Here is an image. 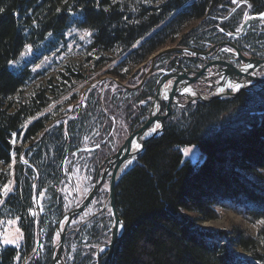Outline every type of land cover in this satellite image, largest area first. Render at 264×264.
<instances>
[{"label":"trees","instance_id":"trees-1","mask_svg":"<svg viewBox=\"0 0 264 264\" xmlns=\"http://www.w3.org/2000/svg\"><path fill=\"white\" fill-rule=\"evenodd\" d=\"M235 1L251 13H264V0ZM234 7V0H0V220H17L22 233L19 247L0 246V264L52 262L54 232L66 211L58 190L63 162L78 149L89 118L99 112L96 125L106 120L95 84L88 94L92 110L49 128L81 100L80 86L96 75L111 85L132 81L164 48L199 52L223 42L220 29L231 31L244 9L232 13ZM71 25L89 31L90 41L66 53L53 70L32 75L26 66L10 68L27 46L59 41ZM239 48L264 57V34L247 36ZM157 78L127 94L120 89L122 99L111 98L125 115H134L128 114L133 128L148 114ZM186 146H195L201 160H184ZM12 180L13 191L2 197ZM35 181L38 192L46 191L38 226L30 212ZM115 195L125 228L110 264H264V92L174 108L162 134L145 144L138 164L122 176ZM219 209L242 215L256 233L235 227L228 238L196 228L199 221L217 219ZM94 220L96 225L81 233L98 242L108 224L105 218L104 224ZM230 246L249 259H238ZM73 257L66 263H90L89 256Z\"/></svg>","mask_w":264,"mask_h":264},{"label":"rangeland","instance_id":"rangeland-1","mask_svg":"<svg viewBox=\"0 0 264 264\" xmlns=\"http://www.w3.org/2000/svg\"><path fill=\"white\" fill-rule=\"evenodd\" d=\"M234 4L239 5L240 3L235 1ZM90 38L91 35L89 31L79 29L76 25H71L64 32L63 38L59 41L51 39L47 43L41 44L39 47L36 48L27 46L23 50V52L17 57L16 60L10 62V68H12V70H19L22 67L26 66L30 69L32 75L38 72L47 73L53 70L58 65V63L66 56V53H69L74 49H79L82 45H86L90 41ZM171 54L172 53L162 54L160 56L155 57L154 61L152 60L148 61V63L140 70L139 74H137L132 79V81L124 82L122 84H118L117 82H114L115 85H111L108 79H105V77H102L101 75H96L93 78V80L90 81L88 84H83L80 86V94L82 97L81 100H79L73 105H69L66 109H64L61 112V115L57 118V121L49 125V128L60 122H62L65 125L69 120L78 117V115L82 112V110L84 111L88 109L92 110L91 103H89L91 100L89 101L90 98L88 94L89 92L91 94L92 92L91 89H93V87L96 84L95 89H97V93L99 94L100 106L105 109L104 113H106V117H105L106 120L104 121L103 124L99 126L96 125L95 122L99 123V118H100L99 112L96 117H92L91 119L89 118V121L87 123L89 124L88 127H86V130L81 133L80 145L78 149L76 148L74 150H71L69 155H67V157L63 162L64 163L63 175H62L63 177L60 181L59 188L61 194L64 197V203L66 205V213L72 210L73 208H75L84 199V197L88 194V192L92 189L97 170L98 171L100 170L98 169V165L105 159V158L103 159V156L105 154L108 155L107 158L112 156L123 144L126 137L131 132L136 130V128H133L136 127V125L131 124L129 120L128 114L131 113H126L125 115V111L120 109L116 105L117 103H111L112 96H116V98L119 99L121 98V96L120 94H118V91L122 90L123 93H126V91L128 92L131 90H139L140 88H142V86L149 79V77H153L157 75L159 63L163 62L164 59L167 57V55L169 57ZM192 56L196 57L195 55ZM164 64L165 62H163V65ZM187 64L193 65V62L192 63L187 62ZM155 92L156 89L154 93ZM199 95L203 97L206 94L199 93ZM195 96H196L195 92L191 93V98ZM105 97H108V101L106 104H105L106 101L104 100ZM129 97L128 99L130 100L128 101V105L129 106L131 105L132 108L131 111L137 112L138 111L137 104H133L134 98L131 99ZM124 99H126V97H123V100ZM186 102L188 103L189 101L187 100ZM190 102H189L190 104L182 108L184 109L191 104L197 103L196 101H190ZM138 105H140L139 102ZM164 109L165 108L163 104L161 113L164 111ZM148 114L144 122L146 121ZM133 116L134 115H132V117ZM170 117L168 118V120L170 119ZM106 124L108 125V127ZM104 127H107L109 129H104ZM100 148H102L101 151H99ZM181 152L184 160L188 159L192 162H196L201 160L202 158V155L199 153V150L195 146L183 147L181 149ZM110 173L111 172H109L107 176H110ZM244 173H246L248 176L251 177L254 176L247 172ZM13 186H14V182L12 180L11 184L7 186L10 189V191L5 193V191L3 190L2 197L6 196L9 192H11ZM107 195H108V182H105L104 186L101 188L96 198L93 199V201L90 203V206L87 208L84 214L81 215L74 222L73 226L78 227L79 224L84 222L82 220H84L86 217L90 216L91 214L95 213L98 209H102L104 206L107 207L106 211H104V213L107 214L106 212L109 211ZM1 202L2 199L0 198V204ZM32 215H34L35 220L38 219L39 216L38 207L35 208L34 212H32ZM188 215L194 216V214H190V213ZM218 215L219 216L215 220H211L207 222L199 221L196 228H198L200 231L205 232L206 234L221 233L228 238L232 237L233 229L235 227L241 228L242 230H245L250 234L256 233V227L248 219L244 218L242 215L238 214L237 212H234L231 209H225V210L219 209ZM107 216L110 217L109 214H107ZM107 224L109 227L110 221L107 220ZM258 226H260V224H258ZM71 227L72 226L70 225L69 229H71ZM17 229H19L17 220H13V219L0 220V246L9 245L14 247H19L22 243V233L20 229L19 232H17ZM103 235L98 242H95L94 240H88L89 245H87L81 243L85 240L84 236L80 237L81 235L76 236L67 233V236L65 238V244L63 247V252H62L63 253L62 260L64 264H67L66 260H70L71 262V260L74 258L73 257L74 254H78L81 258L89 256V259L87 260L90 262L89 264H102L101 262L103 261V259L105 260L104 256H106L105 254L103 255V253L105 252L104 246L107 244V242H109L110 233L104 231ZM67 238H69L70 241L69 244H66ZM4 239L13 240L15 241V243L5 244ZM58 239H59L58 234H56V239H55L56 241L53 247V253H55L56 251ZM100 241H102V243H100V245L98 246L97 243H99ZM230 248L231 250H233L235 256L238 259L241 260L249 259L248 256L239 248L233 246H230Z\"/></svg>","mask_w":264,"mask_h":264},{"label":"water","instance_id":"water-1","mask_svg":"<svg viewBox=\"0 0 264 264\" xmlns=\"http://www.w3.org/2000/svg\"><path fill=\"white\" fill-rule=\"evenodd\" d=\"M259 19H261L260 16H254L247 19L240 26L239 34H232L231 36L232 37L242 36L245 33L247 27H249V25L251 24V22ZM224 46L232 48L236 52L237 58L245 63H253L255 66L264 63V60L244 57L235 45L228 42L227 43L222 42L218 45H214L206 52H198L192 49H187L182 47H168L164 50L162 49L163 51L160 50L157 53H155L151 57V60L154 61L155 57L167 53H180L183 55H185V53H189L191 55H195L196 57L200 55L207 57L215 49ZM217 64L220 66L221 68L220 71L223 73V77H224L222 83L223 87L226 86L224 83L225 79H229V81L231 82L235 81L238 85H241L242 87L233 94H227L221 92L218 93L217 95L214 94L210 97L203 98L195 90L193 84L200 81L202 75L206 72L207 68ZM250 73H251V69L244 70L234 66L229 61H226L224 59H218L216 61L206 62L204 67L200 70H183L169 74L166 78H164L163 81L159 83L155 95L151 98L150 111L146 121L138 129L131 132L126 137L123 144L112 156L104 160L103 164L99 168L100 170L97 173V178L92 189L88 192L85 198L75 208H73L72 210H70L69 212L63 215L60 223L64 222V225L62 228L60 225L57 228L59 239L51 264H64L62 260V251H63L65 237L67 235V227L69 226L71 220L74 217L82 213L90 205V203L93 201L98 191L100 190V187L103 184L105 177L109 172H111L109 176V184H108V204L112 218V223H111L109 242L104 246L106 251V257L105 260L103 261V264H110L112 261L115 245L125 228V223L123 219L119 217L116 210L115 188L118 182L120 181V179L122 178V176L125 173H127L131 168H133L136 164H138L141 156L144 153L145 144L149 140L154 139L162 134L168 118L173 113L174 105L176 104L182 105V103L178 100V98L181 96L183 97L188 96V93L192 91L196 93V96L192 97L188 101L189 102L196 101L197 103H201V102H207L213 98L223 99L226 96L236 97L240 92L251 89L252 86L247 85L249 81H253L257 84H261V86L264 87V79H260L254 75H251ZM191 74H193V76L190 77L189 75ZM168 79H171V81L169 82V85L167 84V86L165 87V83H167ZM162 87L166 89L165 91L166 95L164 98H160V91ZM189 102L187 103V105L191 103ZM163 104L165 108V113H161ZM157 105H158V109L157 111H155V107ZM157 125H160V127L157 128ZM138 143H140L139 150L135 148L136 144ZM102 168L103 170L102 172H100ZM121 168L123 169L120 170ZM121 223L123 227H120Z\"/></svg>","mask_w":264,"mask_h":264},{"label":"flooded vegetation","instance_id":"flooded-vegetation-1","mask_svg":"<svg viewBox=\"0 0 264 264\" xmlns=\"http://www.w3.org/2000/svg\"><path fill=\"white\" fill-rule=\"evenodd\" d=\"M242 7L244 8V4L243 3H240L239 5H235V7L232 9L231 12L235 13L236 11L241 9ZM254 16H259V13H251L249 8H247V9L244 8L243 12H242V15H241V18L239 19V21L237 22L235 27L229 32H225L222 29H220V32L225 34V40L223 42H226V43L228 42V43H231V44L235 45L237 47V49L240 51V53L244 57L264 60V57L253 56V54L249 53V51H247L246 49L244 50V48H242V49L239 48V46L241 45V40L246 38L247 36L255 35V33H257V34H259V33L262 34L263 33L264 34V18H261V19L256 20V21H252L251 24L249 25V27H247L245 33L242 36H240V37H232L231 36L232 34H239L240 26L247 19H249L251 17H254ZM218 44H220V43H218ZM218 44H214V45H218ZM214 45H212V46H214ZM212 46H210L209 48H207L204 51H199V52H206ZM218 59H224L226 61H229L234 66L239 67V68L244 69V70L251 69V73H250L251 75H254V76H256V77H258L260 79H264V63L261 64V65H257V66H255L253 63H245V62H243V61H241L240 59L237 58L236 52L232 48L224 46V47L215 49L207 57H204V56L200 55L199 58H198V57H193L189 53H185V55L180 54V53H172L169 56L168 60L165 62V64L160 66L159 67L160 69L158 68V71H157L158 72L157 73L158 78L156 80V82H157L156 83V90H157V87H158L159 83L161 81H163V79L166 78L169 74H172V73H175V72H179V71H183V70H200V69H202L204 67L206 62H212V61H216ZM150 60H151V58H149V61ZM187 62H191V63L193 62V65H189V64H187ZM187 66H189L190 68L187 69L188 68ZM220 70H221V68H220V66L218 64L210 66L209 68H207L206 72L202 75L200 81L193 84V87L195 88V90L198 93L206 94L203 97L207 98V97H210V96H212L214 94L217 95L218 93H221V92L222 93H227V94H233V93L237 92L242 87L241 85H238L235 81H232V82L229 81V79H225L224 80V83H225L226 86L223 87L222 83H223V78L224 77H223V73ZM189 76L191 77V76H193V74H191ZM170 81H171V79L167 80V83H165V87L167 86V84L169 85ZM247 85H251L252 86L251 89H248V90L242 91V92H249V93H254V94L264 92V87H262L261 84H257V83H255L253 81H249L247 83ZM164 89H165L164 87L161 88V91H160V93L162 92L161 98H164L165 95H166L165 94L166 89L165 90ZM191 93H193V92L190 91L188 93V96L179 97L178 100L182 103V105H179V104L174 105L173 111H174V108H182L184 106H187V102L186 101L191 99ZM154 95H155V93L153 94V96ZM151 98H150V106H151ZM232 98H235V97L226 96L223 99H232ZM157 109H158V105L155 107V111H157ZM149 111H150V107H149ZM162 113H165V109H164V111ZM99 145H98V147H99ZM96 150H97V148H96ZM104 156H105L104 158L106 159L108 155L105 154ZM104 160L98 165V169H99L100 165L103 164ZM102 170L100 172H102ZM97 173H98V170H97ZM97 173H96V176H95V181H96V178H97ZM95 181H94V184H95ZM105 182H108V184H109V176L105 177V179L103 181V184L100 187V190L104 186ZM36 187H37V185H36V181H35L34 186H33L32 208H31L30 212H31V215H32V212H34L35 208L38 207L39 216H40L41 214H43V211H44V201H45V192L46 191L43 189L40 192H38L37 191L38 189H36ZM58 190L60 191L59 187H58ZM100 190L98 191V193L100 192ZM12 191H13V189H12ZM11 192H9V193H11ZM87 208L82 213H80L79 215H77L76 217H74L71 220L69 226L67 227V233L74 234L76 236H79L81 234L83 236L81 231L84 230V227H89L91 224L96 225L95 220H94L95 218H96V220L97 219L101 220L102 223L104 224L103 217L110 221L109 227L107 229H105L106 232L110 233V231H111L110 227H111V223H112V218H111V214H110V209H109L108 212H106L107 214L110 215V217L107 216V214L104 213V211H106V209H107V207H105V206L102 209H98L95 213L91 214L90 216H88L84 220H82L84 222L79 224L78 227L76 226L77 229H76V227L73 226L74 222L81 215L84 214V212L87 210ZM108 208H109V206H108ZM65 213H66V211L64 212V214ZM32 216L34 217V215H32ZM39 216H38L37 220H35V218H34L36 226H38ZM61 224L64 225V222H62ZM61 224H60V226L63 227V225H61ZM58 225H57V227H58ZM70 225L72 226L71 229H69ZM97 225H99V223ZM101 225H100V227H101ZM57 227H56L55 232H54V241H56L55 239H56V234H57ZM104 227L105 226L103 225V230H104ZM103 230H102V233H103ZM75 231H77V232H75ZM88 240L89 239L87 237H85V240L83 242H81V243L89 245ZM95 242H97V241H95ZM100 243H102V241L97 243L98 246L100 245ZM64 244H65V241H64ZM104 254L106 255L105 252L103 253V255Z\"/></svg>","mask_w":264,"mask_h":264},{"label":"snow or ice","instance_id":"snow-or-ice-1","mask_svg":"<svg viewBox=\"0 0 264 264\" xmlns=\"http://www.w3.org/2000/svg\"><path fill=\"white\" fill-rule=\"evenodd\" d=\"M234 2H235V0H234ZM245 3H247V0H245ZM2 11H3V9L0 8V12H2ZM259 16H260L261 18H264V13H259ZM159 127H160V125H157V128H159ZM4 191H5V193H7L8 191H10V189H9L8 187H5ZM120 227H123L122 223L120 224ZM17 232H19V229H17ZM4 243H5V244L15 243V241H13V240H8V239H4Z\"/></svg>","mask_w":264,"mask_h":264},{"label":"bare ground","instance_id":"bare-ground-1","mask_svg":"<svg viewBox=\"0 0 264 264\" xmlns=\"http://www.w3.org/2000/svg\"><path fill=\"white\" fill-rule=\"evenodd\" d=\"M117 82V81H116ZM117 83H119V82H117ZM165 90V89H164ZM161 95H160V98H161V96H162V92L160 93ZM165 95V94H164ZM137 146L135 147L137 150H139V148H140V143H138V144H136ZM123 168H121L120 170H122ZM62 219V218H61ZM61 221V220H60ZM60 221H59V225L62 223H60ZM58 225V226H59ZM58 228V227H57ZM62 228V227H61ZM110 230H111V227H110ZM57 234H58V232H57ZM58 237H59V235H58ZM105 253H106V251H105ZM55 254V253H54ZM54 256V255H53ZM106 257V256H105Z\"/></svg>","mask_w":264,"mask_h":264}]
</instances>
